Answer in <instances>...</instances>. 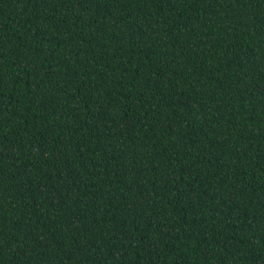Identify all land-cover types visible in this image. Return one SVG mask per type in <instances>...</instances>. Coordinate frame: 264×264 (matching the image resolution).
Segmentation results:
<instances>
[{
    "label": "trees",
    "instance_id": "obj_1",
    "mask_svg": "<svg viewBox=\"0 0 264 264\" xmlns=\"http://www.w3.org/2000/svg\"><path fill=\"white\" fill-rule=\"evenodd\" d=\"M0 264H264V0H0Z\"/></svg>",
    "mask_w": 264,
    "mask_h": 264
}]
</instances>
